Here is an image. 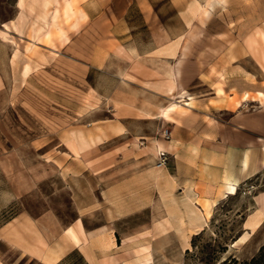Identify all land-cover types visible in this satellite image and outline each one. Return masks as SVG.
Listing matches in <instances>:
<instances>
[{
    "label": "rangeland",
    "instance_id": "obj_1",
    "mask_svg": "<svg viewBox=\"0 0 264 264\" xmlns=\"http://www.w3.org/2000/svg\"><path fill=\"white\" fill-rule=\"evenodd\" d=\"M145 2L152 3L151 13L145 9ZM21 12L25 23L30 20L31 30L48 27L56 15L63 48L54 64L48 56L40 58L38 48L27 46V54L36 61L30 72L36 73L27 83L25 79L15 80L11 106L1 113L0 133L11 138L2 149L24 150L30 156V167H40L43 174H32L30 191L0 214V227L21 212L33 219L50 214L63 228L69 226L77 216L69 174L71 169L81 173L86 168L80 165L82 161L71 159V153L90 151L95 153L90 155V161L101 162L102 151L117 156L131 145L118 139L101 144L94 130L87 128L112 117L113 103L107 98L119 97L118 80L93 68L97 65L80 55L77 62L70 60L75 54L64 45L71 30L76 29L80 37L88 28L94 43H100L102 24L127 22L137 42L145 48L152 42L150 26L156 27L159 34L165 26L169 30L162 32L178 43L183 40L180 37L193 31L189 60L182 69L183 80L174 81L175 88L184 86L186 100L170 96L164 108L162 100L157 110L143 111L142 117L158 121L157 154H169L165 147L161 149L169 140L165 138L166 131L177 128L185 135L187 127L208 116L227 120L232 111L247 108L242 103L246 95L255 106L258 102L264 104L258 96L264 94V0H0V29L15 22ZM4 98L1 96L0 102L5 103ZM169 109L172 111L165 115ZM243 153L211 172L212 183L194 181L202 173L191 172V161L201 159L200 155L186 150V159L180 164L169 160L168 168L158 171L157 205L139 207L141 211L135 219L121 224L122 234L127 235L123 240L125 260L111 264H221L230 258L244 262L258 256L264 247V225L248 232L246 221L254 212L262 215L264 209V151L252 153V158L262 159L261 172L241 183L246 157ZM172 156L169 154L168 159ZM235 176L239 188L236 195L230 196L225 190L230 183L227 178ZM12 191L13 185L0 172L3 203L5 194H1ZM130 193L132 197L137 192ZM141 194L143 200L153 204V190ZM51 224L46 225L45 234L53 240L58 231ZM243 236L248 241L233 247ZM35 242L47 247L44 239ZM5 247L0 241L2 252ZM67 264L84 262L73 254Z\"/></svg>",
    "mask_w": 264,
    "mask_h": 264
},
{
    "label": "crops",
    "instance_id": "obj_2",
    "mask_svg": "<svg viewBox=\"0 0 264 264\" xmlns=\"http://www.w3.org/2000/svg\"><path fill=\"white\" fill-rule=\"evenodd\" d=\"M144 5L151 13L152 3L145 2ZM23 14L19 13L15 22L0 29V98L5 96L6 100L5 103L0 102V119L6 107L11 106L15 80L25 79L28 82L36 73L30 72L36 61L30 59L27 46L38 48L41 51L39 57L45 59L48 56V61L54 64L63 48L56 27L53 35L47 38L48 27L31 30L30 20L25 23ZM155 28L149 27L152 36L149 48L137 42L127 22L102 24L100 43H94V36L88 28L80 37L76 29L68 33L69 41L64 47H69V51L75 54L73 58L70 57L71 61L77 62L80 55L97 65L93 68L118 80L119 97L111 99L109 95L107 98L109 103H113L110 106L114 112L112 117L100 125L89 124L87 128L94 130V137H99L101 144L118 139L131 145L117 156L110 151H102L101 162H95L94 159L90 161V155L95 154L93 152H72L71 159L80 160V165H86L81 173L71 169L69 174V189L77 212L75 220L63 228L50 214L33 219L28 214L19 213L0 227V241L6 246L3 249L5 252L0 249V264H67L73 254L79 255L84 264L124 263L123 240L127 235L122 234L121 224L135 219L140 214L139 207L157 205V177L161 169L158 168L159 152L156 144L158 121L142 117L143 111L157 110L162 100L165 102L161 108H164L170 96L179 97L175 82L183 80V65L188 62L190 53L188 49L182 57L185 39L180 43L175 42L168 38V33L162 32L169 30L165 26L160 29V34ZM175 70L178 77L173 75ZM182 89L185 92L184 86ZM242 103H246L247 108L232 111L227 120L208 116L199 124L187 127L185 135H181L177 128L174 132L169 131L171 137L165 141L167 144L164 147L173 156L168 159L167 165L170 164L169 160L179 164L185 161L183 152L186 150L194 152L201 159L197 157L191 161V172L202 173L194 181L212 183L211 172L223 168L224 162L231 160L234 155L245 152V169L240 182L258 175L263 169L262 159L252 158V153L264 151V104L258 102L255 106L254 100L248 99ZM163 123L167 124L165 121ZM97 127L99 130H96ZM9 139L10 136L4 138L0 133V172L13 185L10 194H1H5L6 200L3 203L4 198H0V214L13 203L20 202L30 191L28 186L34 181L31 176L43 174L40 167H30V156L24 150L2 149ZM137 143L143 144V147L138 145L137 148ZM168 143H173V147ZM39 152H36L38 158ZM227 179L231 184L239 181L236 176ZM147 189L154 192L153 204L151 200L147 202V199L142 198L141 193ZM130 192L137 193L130 197ZM261 212V223L255 230L264 225V209ZM259 214L257 211L248 217L246 231H252L247 225L257 219ZM49 224L58 231L53 240L45 234L46 225ZM69 230L73 231L74 237L69 234ZM34 239H44L47 247H40Z\"/></svg>",
    "mask_w": 264,
    "mask_h": 264
},
{
    "label": "bare ground",
    "instance_id": "obj_3",
    "mask_svg": "<svg viewBox=\"0 0 264 264\" xmlns=\"http://www.w3.org/2000/svg\"><path fill=\"white\" fill-rule=\"evenodd\" d=\"M49 2V1H48ZM55 2H57V1H55ZM207 11V10H206ZM55 21H56V15H54L53 16V18H52V20L48 23V30H47V33H46V37L48 38V37H51L52 35H53V32H54V29H55V27H56V23H55ZM192 33H193V31H191V32H189V33H187V34H185L184 35V37H180V39H185V45L183 46V48H182V57L183 56H185V54H186V51L190 48V35H192ZM173 75H175L176 77H178V72L175 70V72H173ZM178 90H179V98H181V99H183V98H185V92H184V90L182 89V87L181 86H179V88H178ZM259 98L260 99H264V94L263 93H259ZM248 99V96L246 95L245 97H244V101H246ZM189 105V103H185L184 104V106H188ZM176 106H178V105H174V107H176ZM170 110L171 109H169L168 111H166L165 112V115H168L169 114V112H170ZM172 111V110H171ZM164 147V145H161V149ZM238 188H239V185H238V183H234V184H231V183H229L228 185H227V187H226V189H227V194L228 195H230V196H234V195H236L237 194V192H238ZM209 215H210V212L208 213ZM263 214V213H262ZM261 218H262V215H259L258 217H257V219H254V220H252V221H250V223H249V225H248V227H251L252 228V231H255V229L259 226V224L261 223ZM69 232V234L71 235V236H73L74 237V233H73V231L72 230H69L68 231ZM249 236V235H248ZM248 241V237L247 236H243V237H240L236 242H235V244L233 245V247L235 246V245H237L239 242H247Z\"/></svg>",
    "mask_w": 264,
    "mask_h": 264
},
{
    "label": "trees",
    "instance_id": "obj_4",
    "mask_svg": "<svg viewBox=\"0 0 264 264\" xmlns=\"http://www.w3.org/2000/svg\"><path fill=\"white\" fill-rule=\"evenodd\" d=\"M221 264H264V247L261 249L258 256L254 257L250 261L240 262L235 258H230Z\"/></svg>",
    "mask_w": 264,
    "mask_h": 264
},
{
    "label": "built area",
    "instance_id": "obj_5",
    "mask_svg": "<svg viewBox=\"0 0 264 264\" xmlns=\"http://www.w3.org/2000/svg\"><path fill=\"white\" fill-rule=\"evenodd\" d=\"M165 138L170 139L171 134L166 131L165 132ZM168 163V158L165 153L159 154V162H158V168H164Z\"/></svg>",
    "mask_w": 264,
    "mask_h": 264
}]
</instances>
